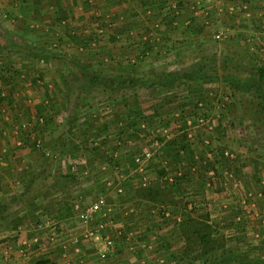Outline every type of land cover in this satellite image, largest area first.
<instances>
[{"label": "rangeland", "instance_id": "374dc122", "mask_svg": "<svg viewBox=\"0 0 264 264\" xmlns=\"http://www.w3.org/2000/svg\"><path fill=\"white\" fill-rule=\"evenodd\" d=\"M129 1L135 0H0V110L7 108L19 124L8 134L11 141L27 142L13 148L20 156L13 165L29 169L33 184L50 183L52 190L36 192L33 200L57 219L76 210L58 209V184L68 203L78 202L77 211L99 195L124 202L103 221L116 249L98 264L124 257L123 264L189 263L174 259L185 247L176 234L189 211L196 217L209 212L215 236L225 239L215 264H241L229 257L248 253L258 240L247 229L250 209L264 232V83L258 78L264 19L257 18L253 33H216L210 26L206 51L197 42L179 56L159 47L150 55L161 60L138 63L137 71L127 56L154 36L162 42L163 33L155 23L144 24L147 32L125 35L135 47L120 52L115 30L125 22L122 9ZM175 10L169 4L162 12L173 11L176 18ZM227 31L231 39L222 40ZM132 77L144 84L127 83ZM22 122L30 126L21 129ZM146 152L152 156L139 169L135 157ZM149 187L172 192L165 201H152L142 197ZM234 205L244 208L238 212ZM114 222L124 223L122 234ZM83 232L76 233L77 243L95 259V244Z\"/></svg>", "mask_w": 264, "mask_h": 264}, {"label": "crops", "instance_id": "0c3cea01", "mask_svg": "<svg viewBox=\"0 0 264 264\" xmlns=\"http://www.w3.org/2000/svg\"><path fill=\"white\" fill-rule=\"evenodd\" d=\"M102 1L111 2V0ZM174 1L176 0H166V2L165 0H135L129 1L128 3L125 2L124 9H122L124 10V14L121 15L122 18H125V22L121 27L115 30V36L118 38L121 37L118 39L120 52L126 54L130 52L127 50L128 48L135 47L130 44V42L126 43L125 40L128 39L127 37H131L130 33L132 32L139 33L142 30L147 32L148 27L144 24H148L149 22L155 23L157 28H161L163 33L162 42L160 41L162 38L159 36L157 40L160 42H156V36H154V39L151 38L152 43L143 41L141 50L139 47V51L135 52L134 55L131 54L132 51L130 52V55L127 57H129L131 61H129L130 64H133V69L139 70L138 63L145 64L146 61L151 60L154 62L156 60L157 62L161 60L158 54L155 58L150 55L161 49L166 54L179 56V54H183L181 51L184 52L187 47H195L192 44L197 42L200 50L203 49L206 51L209 44L207 42L208 39H213L208 35L210 31H208L207 28L210 26L214 27L213 31L215 30L216 33L221 31L225 32V30H229V32L235 34L253 33L256 29H259L258 27L260 26L257 18L262 17L264 19V0H178L176 1L177 3ZM162 2H164V4H162ZM169 4H172L174 9L178 8V10L174 11V15H177L176 18L172 17L173 11L169 13L165 11L162 12ZM119 5H122V3ZM145 15L148 16V19L144 18ZM142 26L145 28H142ZM262 26L264 27V24ZM181 34L183 35V37H181L183 42L179 45V42L176 44L175 40H177ZM227 36H229L228 31L227 34H224L222 40H226ZM230 37L231 36L228 38ZM159 47H161V49H158ZM119 54L121 55V53ZM169 59L170 57L168 60ZM170 61L175 62L173 59H170ZM126 62L127 58L125 60V63ZM136 74L139 75L140 73ZM177 77L179 78V75ZM140 94L141 93H139V95ZM2 95L6 96L5 93H2ZM10 114L7 108H2V110H0V264H44V260L47 259H50L48 262L52 264H98L99 260L104 261L99 258L98 254H96L97 251H95L94 256L96 261L98 260L96 262L94 257L89 255L87 251L83 250V248L74 241L78 235L81 236L80 233L84 231V227L81 222L76 223L79 212L77 210L80 205L77 204L78 202L74 203L73 201L72 203H68L64 186L58 184V209L68 208L69 206L73 207L76 209L73 216L57 219V213L48 214V212L45 211V209H48L45 204L44 208H40V203L34 202V200L37 199L35 198L37 196L35 194L38 193L40 196L48 194L52 190V187L50 183L46 185L31 183L30 178L34 176V174L31 173L29 169H25V167L22 166L23 164H21L19 168V166L17 167L15 166L16 164L13 163V161L20 157L18 155L19 153L17 155L14 154L15 149L13 150V148L15 145L18 146L24 143L18 140L11 141L8 135L9 133H15V127L19 129V126H17L19 124H16V120L13 119L14 117L10 116ZM26 126L29 127L30 123L22 122L20 128L23 129ZM235 171L238 174L240 170L236 169ZM260 178L261 177L258 179ZM35 181L37 182V180ZM252 182L255 181L253 180ZM259 182L261 183V180ZM255 184L256 183L252 184L253 187ZM119 190L120 193L123 192L122 188ZM114 201L109 203L112 209L110 213L111 216L113 213L122 210V207L126 206L123 204L124 202L119 199ZM89 203L91 202H88V204ZM237 206L239 205H234V208H236L238 212L241 211L243 206L240 208ZM237 211L235 212L236 214ZM260 211L264 213V209ZM248 212L250 213V218H248L249 226L247 229L248 231L251 229L252 233L250 232L249 234L255 236L254 241L258 240L255 241L256 243H253V246L249 247V251L247 252L254 256L259 252L260 248L259 255L263 258L264 247H258V243L259 241H263L264 232L262 233L263 229L260 228V223L256 225L255 223L258 221L252 220V218H254L251 216L252 209ZM110 214L105 221L108 220ZM100 220L103 222L104 219ZM107 223H109V221H107ZM122 224L120 222H114L115 228L113 227L116 232H121V234L123 231H119L118 229L124 226ZM79 228H81V231ZM61 229L66 235L62 236L58 233ZM132 232L133 233L130 234L136 233L135 231ZM76 233H78V235ZM125 235H127V238L130 237L128 233H125L124 236ZM177 235L183 238L181 233L177 232L176 236ZM260 236L262 238H260ZM68 242H70V245L74 244L73 246L75 247L72 248L73 246H71V248L68 249ZM251 248H254V250L250 251ZM123 261H125V257L121 260L122 263L120 262L118 264H123Z\"/></svg>", "mask_w": 264, "mask_h": 264}, {"label": "trees", "instance_id": "16d2710c", "mask_svg": "<svg viewBox=\"0 0 264 264\" xmlns=\"http://www.w3.org/2000/svg\"><path fill=\"white\" fill-rule=\"evenodd\" d=\"M65 17L66 15H64L62 18L64 19ZM68 34L72 37V39L76 38L74 34ZM0 49H3V47H0ZM47 55L48 54L42 55V58ZM100 76V74L95 73L93 78L101 79ZM177 76H173L171 80L175 81L176 78H178ZM258 78L260 83H264V68L258 69ZM127 83L139 85L142 84V79L132 77L127 81ZM258 96L260 98L262 97L260 94H258ZM2 100L3 99H0V101ZM259 106V111L264 112V104L259 103ZM41 109L42 108H38V111ZM62 138L65 139V136H62ZM23 145H27V142L25 141ZM144 192L145 193L142 195V197L144 196L143 198H147L148 200L152 201H165L166 197L171 194L172 191L171 189L169 190V188L155 189L149 187L146 188ZM210 220L209 212L202 213L200 217L193 215V211L183 214L182 220L179 222V230L182 237L184 238L185 247L180 253L174 255V259L192 264L196 260H203V264H215L221 258H218L220 255H217V252L220 249H223V251L225 250V239L223 237L215 236V225ZM212 256H214L215 259H213ZM229 261H239L241 264H264V259L261 256H252L248 253L243 254L240 252L231 253Z\"/></svg>", "mask_w": 264, "mask_h": 264}, {"label": "built area", "instance_id": "2783aa9c", "mask_svg": "<svg viewBox=\"0 0 264 264\" xmlns=\"http://www.w3.org/2000/svg\"><path fill=\"white\" fill-rule=\"evenodd\" d=\"M216 38H221V33H218ZM151 156V152H146L144 155H137L135 157V162L140 167L143 165L144 161L150 159ZM111 210L112 209L107 198L104 195H99L84 209L79 210L77 215L79 221L84 227V236L89 238L90 241L95 244L97 254L101 260H105L108 256L113 254L116 249V242L113 236L105 232L104 222L100 220L104 219L103 221H105L107 216L111 213ZM93 222H96V226H93ZM58 233L62 236L66 235L62 229ZM74 241L77 243L79 241V237H76ZM46 264L52 263L47 262Z\"/></svg>", "mask_w": 264, "mask_h": 264}]
</instances>
